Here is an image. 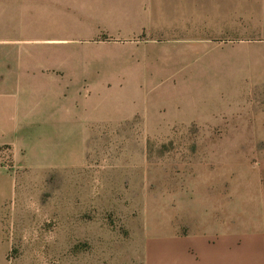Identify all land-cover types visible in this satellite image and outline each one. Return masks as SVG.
Segmentation results:
<instances>
[{
	"label": "rangeland",
	"instance_id": "rangeland-1",
	"mask_svg": "<svg viewBox=\"0 0 264 264\" xmlns=\"http://www.w3.org/2000/svg\"><path fill=\"white\" fill-rule=\"evenodd\" d=\"M221 5L231 15L249 0ZM66 11L0 0V264H173L172 245L195 264L192 238L229 231L252 245L226 248L221 264H264V82L189 99L221 103V116L111 121L98 93L49 85L91 45ZM226 23L221 53L236 56L221 69L252 54L260 78L264 20Z\"/></svg>",
	"mask_w": 264,
	"mask_h": 264
},
{
	"label": "crops",
	"instance_id": "crops-1",
	"mask_svg": "<svg viewBox=\"0 0 264 264\" xmlns=\"http://www.w3.org/2000/svg\"><path fill=\"white\" fill-rule=\"evenodd\" d=\"M49 2L65 6L66 25L74 29L80 42H88L86 37L92 39L89 47L80 44L69 55L73 71L66 69L63 78L49 85H72L69 91L98 93L95 96L105 103L96 106V112L111 121L135 115L153 116L160 121L164 118L167 122L221 116V103L193 105L191 100L202 99L212 91L221 93V84L248 87L259 84L260 79L264 82V73L260 78L256 76L257 62L251 53L244 55L248 59L245 67L240 65L242 69H221V56H236L221 53V28L228 21L239 22L230 25L240 28L242 19L264 20V0L259 4L249 0V5L238 6L231 15L221 7V0ZM242 10L250 15L241 17ZM218 92L209 97L221 98ZM194 210L201 209L198 206ZM239 236L229 231L192 238V248L204 253L195 264H221L226 248L237 250L252 245L250 241H238ZM184 251L185 247H170L173 264H194Z\"/></svg>",
	"mask_w": 264,
	"mask_h": 264
}]
</instances>
